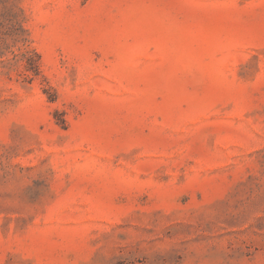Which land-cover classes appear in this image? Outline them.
<instances>
[{"label":"rangeland","instance_id":"rangeland-1","mask_svg":"<svg viewBox=\"0 0 264 264\" xmlns=\"http://www.w3.org/2000/svg\"><path fill=\"white\" fill-rule=\"evenodd\" d=\"M0 264H264V0H0Z\"/></svg>","mask_w":264,"mask_h":264},{"label":"trees","instance_id":"trees-1","mask_svg":"<svg viewBox=\"0 0 264 264\" xmlns=\"http://www.w3.org/2000/svg\"><path fill=\"white\" fill-rule=\"evenodd\" d=\"M21 56L26 62V67H25L26 71H36L37 70L38 55L34 51L27 50L24 53H22ZM28 77H29L28 73H25L24 78H28Z\"/></svg>","mask_w":264,"mask_h":264}]
</instances>
